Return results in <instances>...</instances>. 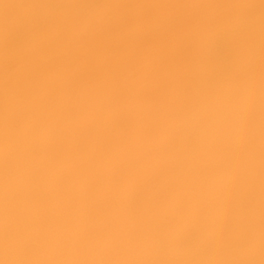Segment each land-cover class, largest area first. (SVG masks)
I'll return each instance as SVG.
<instances>
[{
	"label": "snow or ice",
	"instance_id": "snow-or-ice-1",
	"mask_svg": "<svg viewBox=\"0 0 264 264\" xmlns=\"http://www.w3.org/2000/svg\"><path fill=\"white\" fill-rule=\"evenodd\" d=\"M0 264H264V0H0Z\"/></svg>",
	"mask_w": 264,
	"mask_h": 264
}]
</instances>
